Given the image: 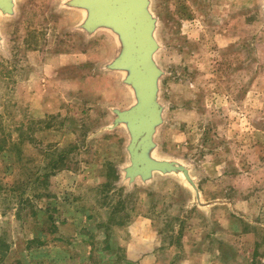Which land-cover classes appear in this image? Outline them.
Returning a JSON list of instances; mask_svg holds the SVG:
<instances>
[{
  "label": "rangeland",
  "instance_id": "1",
  "mask_svg": "<svg viewBox=\"0 0 264 264\" xmlns=\"http://www.w3.org/2000/svg\"><path fill=\"white\" fill-rule=\"evenodd\" d=\"M55 0H22L0 54V264H264V15L258 0H156L165 151L190 158L210 217L174 179L118 186L119 98ZM136 221L139 223L136 224Z\"/></svg>",
  "mask_w": 264,
  "mask_h": 264
},
{
  "label": "water",
  "instance_id": "2",
  "mask_svg": "<svg viewBox=\"0 0 264 264\" xmlns=\"http://www.w3.org/2000/svg\"><path fill=\"white\" fill-rule=\"evenodd\" d=\"M22 0H0V54L9 57L10 35L6 23L18 18ZM53 11L71 18L67 30L85 42L104 39L108 56L93 65L114 78L119 98L102 103L107 118L97 135L121 132L125 160L118 166V186L128 192L135 188L153 190L159 180L174 179L196 206L210 217L212 207L229 199L206 200L190 158L165 151L162 131L167 123L169 103L164 97V80L170 74L161 60L165 43L161 37L162 19L156 0H55ZM257 8L264 15V0Z\"/></svg>",
  "mask_w": 264,
  "mask_h": 264
},
{
  "label": "crops",
  "instance_id": "3",
  "mask_svg": "<svg viewBox=\"0 0 264 264\" xmlns=\"http://www.w3.org/2000/svg\"><path fill=\"white\" fill-rule=\"evenodd\" d=\"M138 223H139V222H138V221H136V224H138ZM157 263H158V262H155V261L153 262V264H157Z\"/></svg>",
  "mask_w": 264,
  "mask_h": 264
}]
</instances>
